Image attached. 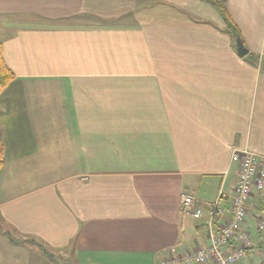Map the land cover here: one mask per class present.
I'll use <instances>...</instances> for the list:
<instances>
[{
	"label": "crops",
	"instance_id": "obj_1",
	"mask_svg": "<svg viewBox=\"0 0 264 264\" xmlns=\"http://www.w3.org/2000/svg\"><path fill=\"white\" fill-rule=\"evenodd\" d=\"M220 1L243 57L202 0H0L15 76L0 94L10 230L70 264H158L208 244L219 195L217 222L229 219L232 149L264 156V0ZM184 192L199 219L183 213ZM33 247L0 233V264H54Z\"/></svg>",
	"mask_w": 264,
	"mask_h": 264
},
{
	"label": "built area",
	"instance_id": "obj_2",
	"mask_svg": "<svg viewBox=\"0 0 264 264\" xmlns=\"http://www.w3.org/2000/svg\"><path fill=\"white\" fill-rule=\"evenodd\" d=\"M231 161L238 164V172L228 209L229 219L217 222L223 212L219 195L207 212L208 244L194 251L173 254L158 264H240L250 252H259L254 248L251 233L243 226L247 216L255 213L254 231L264 233V156L248 148H234ZM194 202L192 194H181L183 213L199 219L201 212L194 208Z\"/></svg>",
	"mask_w": 264,
	"mask_h": 264
},
{
	"label": "trees",
	"instance_id": "obj_3",
	"mask_svg": "<svg viewBox=\"0 0 264 264\" xmlns=\"http://www.w3.org/2000/svg\"><path fill=\"white\" fill-rule=\"evenodd\" d=\"M202 1L207 3L210 6L214 7L218 11V13H219V15L222 18L223 23H224V29H223L224 31L231 33L233 35V37L235 38V40L236 39L241 40V35L239 32V29L236 26V24L234 23V21L232 20V18L230 17V15H229L226 7L224 6L223 2L220 0H202ZM249 59L251 62L257 63V58L254 55H252V54L249 55ZM14 77H15L14 73L7 67V65L5 64V62L3 60L2 45L0 43V94L11 83V81L14 79ZM3 159H4V150H3V144H2L1 138H0V168L3 165ZM2 234L7 237L8 241L11 244H14V245L25 244L24 241H17L15 239H13V237L7 231L3 232ZM39 245L41 246V244H39ZM42 253L49 260V262H52V263L55 262L52 255L48 254L46 252V250L43 249Z\"/></svg>",
	"mask_w": 264,
	"mask_h": 264
},
{
	"label": "rangeland",
	"instance_id": "obj_4",
	"mask_svg": "<svg viewBox=\"0 0 264 264\" xmlns=\"http://www.w3.org/2000/svg\"><path fill=\"white\" fill-rule=\"evenodd\" d=\"M248 217V216H247ZM249 218H247V221H249L248 220ZM248 223H250V222H248ZM9 232L10 233V235L13 237V239H15V240H17V241H24L26 244H28L29 246H31V247H36V248H38L39 249V251H41L42 252V250L44 249V250H46V252L48 253V254H51L52 255V257H53V259L55 260V264H70L69 263V260L71 261V256H70V253H68V251H61V252H59V251H54V250H50V249H46V248H44L42 245L40 246L39 244H38V242H36V241H34L33 239H30V238H26V237H22V236H19V235H17L16 233H14L12 230H10L8 227H7V225L0 219V233H3V232ZM253 240H254V238H253ZM32 242V243H31ZM39 245V246H38ZM33 247V248H34ZM42 250H41V249ZM261 253L263 254V255H257V256H253V254L252 253H250V258L248 259V258H246L244 261L245 262H250V264H264V249H262L261 250ZM252 255V256H251ZM68 257V258H67ZM68 259V260H67ZM243 261V262H244ZM247 262V263H248ZM249 264V263H248Z\"/></svg>",
	"mask_w": 264,
	"mask_h": 264
},
{
	"label": "water",
	"instance_id": "obj_5",
	"mask_svg": "<svg viewBox=\"0 0 264 264\" xmlns=\"http://www.w3.org/2000/svg\"><path fill=\"white\" fill-rule=\"evenodd\" d=\"M236 50L239 57H243L248 54V50L245 48L240 39H236Z\"/></svg>",
	"mask_w": 264,
	"mask_h": 264
}]
</instances>
